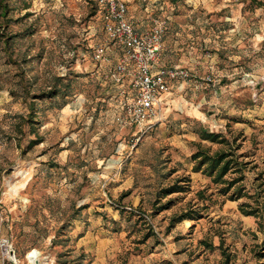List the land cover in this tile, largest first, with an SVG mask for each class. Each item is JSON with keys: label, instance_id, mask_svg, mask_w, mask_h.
<instances>
[{"label": "rangeland", "instance_id": "obj_1", "mask_svg": "<svg viewBox=\"0 0 264 264\" xmlns=\"http://www.w3.org/2000/svg\"><path fill=\"white\" fill-rule=\"evenodd\" d=\"M7 1L9 20L0 27L12 37L8 45L0 37V264H264L254 256L264 239L259 219L238 209L247 198L219 195L190 161L197 143L227 148L201 141L200 125L237 137L236 151L248 162L247 191H255L256 178L264 188V4L126 0L128 16L145 28L153 17L165 21L159 65L189 73L170 83L161 121L143 133L115 119L116 104L133 93L128 77L116 90L108 76L120 51L111 49L109 62L93 57L106 43L96 0ZM51 89L58 94L36 99L34 122L24 123V97ZM35 138L40 142L28 149ZM180 176L190 177L186 192L157 198ZM190 206L202 218L168 228L170 217Z\"/></svg>", "mask_w": 264, "mask_h": 264}, {"label": "built area", "instance_id": "obj_2", "mask_svg": "<svg viewBox=\"0 0 264 264\" xmlns=\"http://www.w3.org/2000/svg\"><path fill=\"white\" fill-rule=\"evenodd\" d=\"M96 2L101 9L106 43L94 48L93 57L99 62H109L111 49H118L120 54L108 71L109 79L117 88L128 77L133 91L130 99L116 104V122L146 133L162 119L163 96L169 91L170 83L188 78L189 73L176 65H159L166 29L163 19L153 17L148 28L140 29L128 16L126 0ZM120 93L124 94V90ZM1 246L6 252L12 248L8 239H3Z\"/></svg>", "mask_w": 264, "mask_h": 264}, {"label": "trees", "instance_id": "obj_3", "mask_svg": "<svg viewBox=\"0 0 264 264\" xmlns=\"http://www.w3.org/2000/svg\"><path fill=\"white\" fill-rule=\"evenodd\" d=\"M252 4L263 5L262 2H257L256 0H250ZM96 7L101 16V9L96 2ZM11 7L7 0H0V27L4 28L7 26L9 20V13ZM102 28L103 20L101 16ZM167 29V28H166ZM165 29V33H166ZM165 36V34H164ZM0 37L3 38L4 44L8 45L9 41L12 39L11 35L5 33H0ZM164 39V37H163ZM124 89V88H123ZM117 90V88H116ZM58 94L55 89L48 90L39 94H34L32 96L27 95L24 97L25 102L27 103V114L24 117V123L29 125L34 122L35 115V100L41 98H53ZM133 93L131 94V96ZM195 132L197 133L201 141H206L210 143H217L227 146L226 149L220 148L215 151H210L207 147H202L200 143H197V149L193 151L190 155V161L192 162L191 171L195 173H201L206 177H209L211 182L216 186L217 193L219 195L225 196L228 200L238 201L242 198H247L248 201H241L238 205L239 211L244 216H254L258 218V227L260 231H263V222L264 217V201L261 200V193L264 192L263 183H257L258 179L256 178L253 182V188L255 191L250 194L245 185V172L248 162H244L241 157L243 153H238L236 150L239 148V145L235 144L236 138L233 137V140L230 141L227 139L221 132L210 131L207 128L200 125ZM40 142V139L35 138L31 139L27 145V148L30 149ZM190 182L189 176H180L176 177L173 182L169 183L166 186L160 187L156 194L157 198L166 197L167 195L173 193H184L188 190V185ZM255 184V185H254ZM197 196L200 200H204V192L202 190L197 191ZM252 203H250V201ZM170 204V200L166 203L157 207V209H164ZM204 209L205 206H202ZM201 209H194L191 206L184 211L174 214L170 217L168 228L173 227L176 223H179L185 219L188 220H198L202 218ZM154 235L153 231H150L148 236ZM222 241L219 244L221 247ZM264 239L260 243V248L257 251H254V256L258 259L264 257ZM223 256L225 257V262L229 260V254H225L222 251Z\"/></svg>", "mask_w": 264, "mask_h": 264}, {"label": "crops", "instance_id": "obj_4", "mask_svg": "<svg viewBox=\"0 0 264 264\" xmlns=\"http://www.w3.org/2000/svg\"><path fill=\"white\" fill-rule=\"evenodd\" d=\"M135 21V20H134ZM136 22V24H137V26L140 28V29H144L145 28V26H143V22H137V21H135Z\"/></svg>", "mask_w": 264, "mask_h": 264}]
</instances>
